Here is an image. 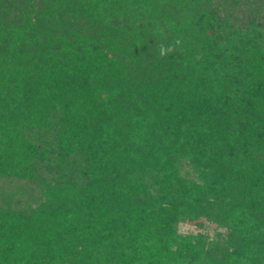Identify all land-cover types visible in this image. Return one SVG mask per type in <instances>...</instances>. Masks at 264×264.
<instances>
[{
	"label": "trees",
	"instance_id": "16d2710c",
	"mask_svg": "<svg viewBox=\"0 0 264 264\" xmlns=\"http://www.w3.org/2000/svg\"><path fill=\"white\" fill-rule=\"evenodd\" d=\"M0 264H264V0H0Z\"/></svg>",
	"mask_w": 264,
	"mask_h": 264
},
{
	"label": "rangeland",
	"instance_id": "374dc122",
	"mask_svg": "<svg viewBox=\"0 0 264 264\" xmlns=\"http://www.w3.org/2000/svg\"><path fill=\"white\" fill-rule=\"evenodd\" d=\"M202 223L203 224H200V221L181 222L179 223V227H178L179 232L183 234L205 232L211 235H214L216 233L217 231L216 225L208 223V222H202Z\"/></svg>",
	"mask_w": 264,
	"mask_h": 264
}]
</instances>
